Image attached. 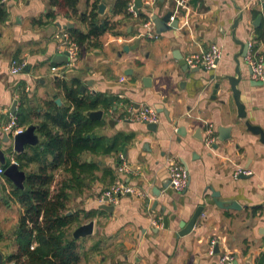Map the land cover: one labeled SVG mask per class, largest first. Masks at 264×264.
Returning a JSON list of instances; mask_svg holds the SVG:
<instances>
[{
    "label": "crops",
    "instance_id": "crops-1",
    "mask_svg": "<svg viewBox=\"0 0 264 264\" xmlns=\"http://www.w3.org/2000/svg\"><path fill=\"white\" fill-rule=\"evenodd\" d=\"M97 1V12L111 19L113 28L99 37L98 47H82L72 68H65L66 61H54L53 57L60 54L58 36L62 31L69 33L71 27L87 31L77 16L50 0L3 1L7 17L0 20V148L8 163L17 161L26 178L38 167V163L26 160L34 146L26 144L23 151L16 152L15 134L5 130L14 102H18L16 114L23 108L30 113L41 142L38 114L45 111L48 101L61 99V105L56 102L59 106L68 102L57 78L68 82L79 79L81 87L86 85L85 92L120 97L113 108H101L100 120L91 118L107 123L97 126L94 135L112 141L120 132L133 135L119 153L85 150L80 161L95 163L99 169L91 177L81 175V184L70 182L66 167L55 173L52 188L68 185V213L79 215L71 235L79 225L95 221L92 234L76 239L79 264H217L225 253L235 255L234 264H264V143L245 126L249 120L264 129V81L254 82L247 59L241 58L239 89L247 109V118L241 119L225 80L228 74L236 73L237 41H249L254 54L264 59L262 0H185V7L177 6L176 0H157L153 7L142 6L140 11L149 16L175 11L179 23L158 32L154 39L146 36L143 19L115 13L117 0ZM78 2L82 13L91 10L95 0ZM101 3L105 4L102 13ZM239 16L242 18L233 35ZM212 43L223 53L215 69H182L175 54L185 57L192 51L206 50ZM13 59L26 60L27 69L10 74L8 66ZM54 64L63 72L52 73ZM221 80L224 86L214 98V84ZM24 94L28 102L22 105ZM129 104L136 109L144 104L155 107L160 114L158 129L151 131L142 122L121 120ZM207 122L215 127L218 148L208 147L196 136L204 139ZM221 126L230 135L224 141L220 140ZM181 127L186 129L182 133ZM121 154L134 170L124 179L138 194L121 195L119 204L109 211L102 209L104 203L99 198L120 177ZM21 159L26 163L23 167ZM175 161L189 170V184L181 192L174 191L169 181V164ZM239 166L251 173L234 178ZM0 167L5 171L1 162ZM15 187L9 177L0 174V264H14L9 258L18 250L17 231L24 205L8 198ZM212 187L220 192V199L235 200L241 209L219 207L211 199ZM155 188L160 189L158 198L152 192ZM200 205L204 210L192 231L178 235L182 221H190ZM214 241L219 251L210 255Z\"/></svg>",
    "mask_w": 264,
    "mask_h": 264
},
{
    "label": "trees",
    "instance_id": "trees-1",
    "mask_svg": "<svg viewBox=\"0 0 264 264\" xmlns=\"http://www.w3.org/2000/svg\"><path fill=\"white\" fill-rule=\"evenodd\" d=\"M3 1L0 0L1 21L7 17ZM50 1L67 14L77 16L87 26V31L69 28L71 37L80 49L86 44L88 47H98L99 37L113 28L111 19L100 17L97 12V0L91 10L82 13H79L78 0ZM129 3L130 0H117L115 13L130 16ZM138 17L144 21L149 19V15L141 11ZM57 79L64 86L68 102L59 106L54 101H48L45 111L38 114L37 131L42 141L34 146L33 154L26 158L27 162L38 163V167L36 171L28 173L24 188L15 187L8 193V198L24 205L17 231L18 250L9 258L14 264H79L78 240L70 233L79 215L68 213V192L65 190L68 185L63 184L59 190L52 188L55 173L60 167H66L71 174L70 182L81 184V175L91 177L99 169L95 163L80 161L85 150L97 154L119 153L133 137L120 132L112 141L104 135H94L97 126L107 123L105 120H93L87 115L89 110L113 108L120 97L82 91L79 79L71 82ZM27 102V94H24L22 105ZM32 113L34 116L33 108ZM17 116L20 125L32 123L30 113L25 108L19 109ZM120 160L121 157L118 163ZM21 165H26L22 159ZM32 243L38 245L32 249Z\"/></svg>",
    "mask_w": 264,
    "mask_h": 264
},
{
    "label": "built area",
    "instance_id": "built-area-1",
    "mask_svg": "<svg viewBox=\"0 0 264 264\" xmlns=\"http://www.w3.org/2000/svg\"><path fill=\"white\" fill-rule=\"evenodd\" d=\"M136 1L137 0H131L128 6V13L133 17L139 16L140 8L136 7ZM143 6L146 7H153V4L157 0H142ZM177 6L179 7H185V0H176ZM172 19H175L174 15L176 12L174 11L172 13ZM152 16H149V19L144 21V28L146 30V36L154 39L158 38L159 34L156 32L155 29V22L151 18ZM59 44H58V51L60 54L63 52L67 53V56L69 57V61L65 64V68H72L76 66V62L79 58L80 53V46L79 44L71 37V35L67 31H62L59 36ZM223 56L222 48L216 44L212 43L209 45V47L206 50H200V51H192L187 56L184 57L187 67L191 69H203L206 71H210L212 69H215L218 66L219 61L221 60ZM248 64L250 65L253 73L252 78L257 81H264V59L263 57L256 56L253 52V45L249 42V51L247 56ZM28 67V62L24 59H13L9 63L8 71L12 75H18L23 73ZM52 73L60 74V72H63V70L58 67L57 65H54L51 67ZM27 91L29 88H26ZM16 105H17V101ZM15 112L9 111L8 112V121L5 124V130L8 132H12L15 135L23 132L26 128L21 126L18 122V116ZM121 120H130L135 122H142L144 124L147 123H158L160 121V114L155 107L151 105L144 104L139 108H135L133 104H129L126 107V112L120 116ZM205 130H206V136H205V145L211 148V144L216 139L215 134V127H213L212 123H205ZM119 172L120 177L116 179V181L108 187L106 190L103 191L102 195L99 198L100 203H107L112 205L119 204V198L121 195H127V194H138L135 187H133L131 184L127 183L124 179L125 176H129L131 174H134V170L131 166L126 162L125 158L121 154V162L119 165ZM169 179L171 186L174 191L181 192L183 191L189 184V170L186 168V165L180 163V162H172L169 164ZM4 173V169L0 167V174ZM251 173L250 170H247L243 167H237L233 173L234 178H238L242 175L248 176ZM36 243L31 244V248L33 249L35 247ZM215 241L212 243V246L210 248V255H214V249H215ZM235 255L230 253L222 254L219 257L217 264H234L235 263Z\"/></svg>",
    "mask_w": 264,
    "mask_h": 264
},
{
    "label": "water",
    "instance_id": "water-1",
    "mask_svg": "<svg viewBox=\"0 0 264 264\" xmlns=\"http://www.w3.org/2000/svg\"><path fill=\"white\" fill-rule=\"evenodd\" d=\"M143 6V1L142 0H137L136 1V7L140 8ZM105 8V4L101 3L99 5V12L102 13L103 9ZM262 9L264 10V0H262ZM172 12H167L164 16H158L157 14H153L152 15V19L155 22V29L157 32H163V31H167V30H171L172 27H178V23H179V19L175 18L172 19ZM242 16H239L237 18V20L235 21L234 25H233V35L235 32V28L238 25L239 21L241 20ZM262 17L258 18V21H261ZM72 26V25H71ZM240 44V50L237 52L238 54H236L235 56V62H236V66H235V70L236 73L235 74H228L225 77V80L227 81V83L229 84V88L230 90H232L233 92V96H234V100L236 103V107L238 108V116L241 119H246L247 118V109L245 108V105L243 104V102L241 101V89H239V84L242 81L243 78V72L241 71V58L246 59L248 56V51H249V41L243 42V41H237ZM175 57L179 60V63L182 65V69L184 71H188L190 70L185 62V59L183 57L182 54H175ZM54 61H58V62H63L69 61V57L67 56V53L63 52L62 54H56L53 57ZM250 67V65H249ZM191 70H198L197 68L195 69H191ZM190 70V71H191ZM250 73L252 74L253 71L251 69V67L249 68ZM146 79H144V81H146ZM254 80V79H253ZM254 82H256L257 84H262V81H257L255 80ZM253 85V84H252ZM224 86V80L221 81H217L214 84V95L213 97L215 98L218 94V92L220 91V89H222ZM86 88V85L83 84L81 87V90L84 91V89ZM56 102L61 105L62 101L61 99H57ZM16 109V102H14L13 106H12V111L15 112ZM104 111L101 110H89L87 111V115L90 118L93 119H98L100 120L103 116ZM111 124H113V120L110 121ZM177 124V123H176ZM158 123H147V128L151 131H156L158 128ZM245 126H247L248 130H250L252 133L258 135L260 137V141L262 143H264V129L261 126L258 125H253L250 123L249 120L245 121ZM36 129V125L35 124H31L29 125L23 132L16 134L14 136V150L16 152H21L24 150L25 145L26 144H30L33 146H36L39 144L40 139L38 134L35 131ZM185 128L181 127V129L179 130L180 133H182V130H184ZM186 130V129H185ZM220 140L224 141L227 138L230 137V135H227L228 129L225 127H220ZM196 136L200 139V140H204L205 143V137L203 139V137L199 134H196ZM217 142H213L211 144V148H218L219 145H217ZM0 162L6 167L4 174L9 177L16 186H18L19 188H24V182L26 179V172L24 170L20 169V164L17 161L8 163L7 157L5 152L0 148ZM186 168L188 169V167L186 166ZM170 181V179H169ZM157 191H152L153 195H155L156 198H158V196L160 195V189L155 188ZM211 199L215 201V203L223 208V209H241V205L235 201V200H231V201H226V200H222L220 199V192L216 191L213 187L211 188ZM106 209L109 211H112L114 209L113 205H109L107 203H104L102 206V209ZM204 210V206L200 205L196 210L195 213L192 215V217L190 218V221L185 222L182 221L181 223V230L178 231V235H184L187 234L189 232L192 231V229L195 226L196 221L198 220L197 218L200 216V214L203 212ZM165 220V225L168 227L169 224V220L168 217H164ZM94 225H95V221L90 220L87 223L83 224V225H79L78 227H76V229L73 231L72 235L75 239H79V238H85V236L90 235L93 233L94 230ZM215 252L219 251L218 246L215 247L214 249ZM1 254H0V260H1Z\"/></svg>",
    "mask_w": 264,
    "mask_h": 264
}]
</instances>
